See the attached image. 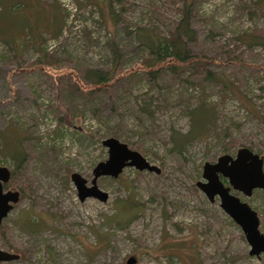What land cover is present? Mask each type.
I'll return each mask as SVG.
<instances>
[{
  "label": "rangeland",
  "instance_id": "1",
  "mask_svg": "<svg viewBox=\"0 0 264 264\" xmlns=\"http://www.w3.org/2000/svg\"><path fill=\"white\" fill-rule=\"evenodd\" d=\"M181 1L2 0L0 31L11 33L0 34V147L4 141L6 150L14 146L23 155L16 166L0 152L12 175L4 190L21 191L0 229V249L20 258L0 264H126L130 256L135 264H264V253L248 254L219 199L208 200L196 186L205 161L234 156L240 146L264 159V0H196L189 46L209 66L149 81L136 35L141 28L167 35L181 17ZM12 32L17 38L6 41ZM86 68H113L106 91L82 96L91 88L83 81ZM207 69L229 81L228 89L203 80ZM200 96L215 107L212 128L180 152L172 135L189 130L187 112ZM108 136L160 172L127 166L117 177L97 178L106 201L80 200L70 173L90 185L94 166L108 156L101 144ZM232 192L256 211L264 233V188L250 196ZM21 219L39 231L20 226Z\"/></svg>",
  "mask_w": 264,
  "mask_h": 264
},
{
  "label": "water",
  "instance_id": "2",
  "mask_svg": "<svg viewBox=\"0 0 264 264\" xmlns=\"http://www.w3.org/2000/svg\"><path fill=\"white\" fill-rule=\"evenodd\" d=\"M101 144L107 148L108 156L94 166L90 185H87V179L78 172L70 173V179L76 187L80 200L95 197L100 201H106L108 193L98 187L97 178L100 176L117 177L127 166L157 174L160 172V168L151 164L139 151L130 148L113 136L102 139ZM263 163V156L247 146H240L234 156L224 153L214 162L205 161L202 165L201 180L196 181V186L208 200L213 201L216 197L219 199V206L222 210L240 226L250 246L248 254L257 257L264 253V233L259 230L258 215L232 190L250 196L254 189H263ZM10 176V170L0 165V224L19 200L18 190H4V184L9 181ZM17 258L18 254L0 249V261ZM135 263L134 256L126 260V264Z\"/></svg>",
  "mask_w": 264,
  "mask_h": 264
},
{
  "label": "trees",
  "instance_id": "3",
  "mask_svg": "<svg viewBox=\"0 0 264 264\" xmlns=\"http://www.w3.org/2000/svg\"><path fill=\"white\" fill-rule=\"evenodd\" d=\"M2 3V0H0V12L4 8ZM194 4H196V0H190L189 2H187V0L181 1V17L175 21L174 25L168 31L167 35L154 34V32L148 31L144 28H141L142 30L137 33V39L147 52L146 60L143 62L145 67V69L143 70V74L145 75V77H147L146 79H148L149 81L155 80L159 82L162 77L166 76V72L168 71H176V73L179 74L184 69L186 71H192L198 66H204L205 68L209 66L208 59L204 56H197L196 54H193L189 46L195 38V30L192 26V11L194 10ZM48 20H50V18ZM54 20L53 25L54 27H57V30L54 31L52 35H54V37H57L61 31V26L57 16H54ZM27 30H31L28 25L22 29L24 33L27 32ZM46 30H49V28L47 27ZM12 31L19 32L18 30H16V26L13 28ZM14 32H12L13 34H11L10 37L6 38V41H15L17 37L15 38L16 35L14 34ZM10 33L11 31H0V34H6L8 36ZM27 37L28 36H25V38ZM255 38H257V36H252V38L249 40V43H255ZM259 39V43L264 45V36L259 37ZM113 50L114 54H117L115 47H113ZM43 54L41 55V57L44 61V56H46V53ZM42 58H39V61H42ZM155 66H157V68L154 69ZM113 68L112 70L86 68L83 72V81L85 84L91 85V88L87 91H83L81 89L82 96L85 97L93 94H98L100 91H106L108 89L110 81L114 78ZM136 73L139 72H131L128 77H133L136 75ZM176 78L182 81L181 77L176 76ZM204 79H209L212 82L220 83L221 86L227 89L229 87V81L224 79L220 80L218 73H215L209 69L205 70L203 80ZM56 80L57 88L62 87L63 84H60L61 78H57ZM183 81L188 82V78H183ZM76 88L77 90H79L78 87ZM214 108L215 107L211 106L203 96H200V98H198V103L192 109H189L187 112L191 121L189 130L183 134L177 133L176 135H172V137L174 138L172 142L175 149L179 150L180 152H183V150L191 140L196 139L197 137H201L202 135L211 130L212 122L215 119ZM66 116V120H70V118L72 117V113H66ZM234 143L235 142H232L231 146H234ZM5 146L6 143L3 141V144L0 147V152L5 156L12 157L15 161L16 166L19 165V163L22 161L23 155L20 148L18 149L13 146L10 152L6 150ZM111 220L115 221V223L117 222L119 226H123L122 224H120V220L116 217L112 216L110 218V221ZM32 222L33 221L21 219L20 226L24 227L29 231L38 232L39 229L36 230L34 226L35 224L34 222ZM1 232L0 234L3 237Z\"/></svg>",
  "mask_w": 264,
  "mask_h": 264
},
{
  "label": "flooded vegetation",
  "instance_id": "4",
  "mask_svg": "<svg viewBox=\"0 0 264 264\" xmlns=\"http://www.w3.org/2000/svg\"><path fill=\"white\" fill-rule=\"evenodd\" d=\"M10 177H11V176H10ZM20 196H21V191H19V200H20ZM19 200H18V201H19ZM15 204H16V203H15ZM13 206H14V205H13ZM6 216H7V215H6ZM4 218H5V217H4ZM4 218H3V219H4ZM3 219H2V220H3ZM0 226H2V222H1ZM19 258H20V257H19V254H18V258H17V259H19ZM17 259H14V260H17ZM9 261H12V260H9ZM0 262H7V261H0Z\"/></svg>",
  "mask_w": 264,
  "mask_h": 264
}]
</instances>
